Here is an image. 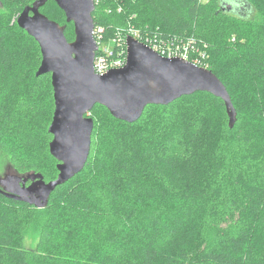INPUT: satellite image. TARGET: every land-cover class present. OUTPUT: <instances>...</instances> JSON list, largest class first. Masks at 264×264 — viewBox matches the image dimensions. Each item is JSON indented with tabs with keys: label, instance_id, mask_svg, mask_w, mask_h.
<instances>
[{
	"label": "trees",
	"instance_id": "16d2710c",
	"mask_svg": "<svg viewBox=\"0 0 264 264\" xmlns=\"http://www.w3.org/2000/svg\"><path fill=\"white\" fill-rule=\"evenodd\" d=\"M34 1L1 0L0 86L14 72L21 91L0 111V149L18 174L50 182L59 174L49 146L52 77L37 75L40 46L17 23ZM95 5L94 23L105 28V40L134 25L207 51L203 65L227 87L236 121L231 125L225 101L207 91L149 104L135 122L96 104L88 160L45 206L8 197L0 185V264H264V0ZM41 12L75 39L74 24L55 0ZM198 165L193 191L188 178ZM148 179L176 198L139 199V185ZM76 210L95 219L59 251L58 241L79 220L68 226L64 214Z\"/></svg>",
	"mask_w": 264,
	"mask_h": 264
},
{
	"label": "water",
	"instance_id": "95a60500",
	"mask_svg": "<svg viewBox=\"0 0 264 264\" xmlns=\"http://www.w3.org/2000/svg\"><path fill=\"white\" fill-rule=\"evenodd\" d=\"M47 1L27 5L17 23L40 46L37 75L51 73L55 109L49 146L59 174L50 182L41 174L16 175L15 182L1 185L6 196L43 207L58 185L81 172L91 150L95 126L91 111L96 104L105 106L117 119L135 122L149 104L168 105L183 95L207 91L225 101L231 125L236 121L227 87L212 70L184 58L163 57L133 37L127 38L126 64L96 74L95 0H55L67 22L74 24L72 41L65 34L66 25L41 12Z\"/></svg>",
	"mask_w": 264,
	"mask_h": 264
},
{
	"label": "built area",
	"instance_id": "2783aa9c",
	"mask_svg": "<svg viewBox=\"0 0 264 264\" xmlns=\"http://www.w3.org/2000/svg\"><path fill=\"white\" fill-rule=\"evenodd\" d=\"M101 0H95V3ZM94 36L97 41V51L94 58V71L104 75L113 69L123 67L127 61V38L133 37L148 46L158 54L167 58L180 57L193 62L196 65L206 67L204 61L208 58L207 51L197 50L192 41L185 42L178 37H165L149 32H143L140 28L131 25L119 32L111 39L105 40V28L95 26Z\"/></svg>",
	"mask_w": 264,
	"mask_h": 264
},
{
	"label": "rangeland",
	"instance_id": "374dc122",
	"mask_svg": "<svg viewBox=\"0 0 264 264\" xmlns=\"http://www.w3.org/2000/svg\"><path fill=\"white\" fill-rule=\"evenodd\" d=\"M1 5L2 4H0V6ZM66 29H67V26H66ZM13 73L14 72L5 75L4 78L6 79L2 80V85H1L2 87L0 86V111L7 110L9 101H13V99H15V97L21 91V86L18 82V75H16V73L14 74ZM240 83L242 86L245 87L244 84H246V82L243 79L241 80ZM19 86H20V89H19ZM41 103L44 106H46L47 102L45 99H43L41 100ZM49 105L50 104H48L47 106ZM201 166L202 165H198L195 167L191 166L190 168L191 176L190 178H188V180H189V184H192L193 191H195V189H193L194 186L199 185L198 184L199 175H200V171H202ZM194 172L197 174L194 175ZM16 175H19V174L11 166L9 157L0 149V185H4V183H7L9 181H12V183L15 182L13 180V177L15 178ZM137 197L141 200L153 199V200H158V201L173 200V198H176L175 196L168 194L167 191H165V189H163V187L160 184H158L155 180H152V179H148V181H145V180L141 181L139 185ZM76 211L77 212H74V211L70 212L71 216L68 213L66 215L64 214L65 222H67L68 226L71 225V222L74 223L75 219L77 218V215L79 217V220H78V223L73 224L71 226L72 227L71 235L67 238H61L58 241L59 251H63L64 245L70 244L73 240L79 238L86 232V230L88 229V225H86V221L88 222L90 220L95 219L93 218V216H90L89 213L87 212L78 211V210ZM29 245H32V246L34 245L33 239L29 241Z\"/></svg>",
	"mask_w": 264,
	"mask_h": 264
},
{
	"label": "flooded vegetation",
	"instance_id": "af4514ba",
	"mask_svg": "<svg viewBox=\"0 0 264 264\" xmlns=\"http://www.w3.org/2000/svg\"><path fill=\"white\" fill-rule=\"evenodd\" d=\"M30 183H31V181H28V182H27V185H29Z\"/></svg>",
	"mask_w": 264,
	"mask_h": 264
}]
</instances>
